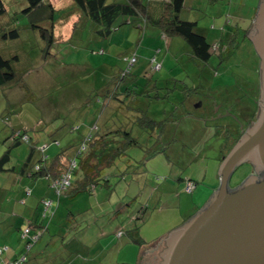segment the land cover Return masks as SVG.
<instances>
[{
  "label": "rangeland",
  "instance_id": "rangeland-1",
  "mask_svg": "<svg viewBox=\"0 0 264 264\" xmlns=\"http://www.w3.org/2000/svg\"><path fill=\"white\" fill-rule=\"evenodd\" d=\"M3 1L7 14L0 26L17 29L19 36L0 38V54L19 57L15 74L22 81L0 89V156L11 133L26 130L31 139L10 150L15 172H0V243L15 240L28 248L30 238L34 243L27 253L44 252L39 260H47L42 264H137L140 247L124 234L119 238L118 232L137 227L142 248L147 247L194 215L218 186L227 129L237 124L240 130L242 115L237 109L254 105L250 103L257 60L241 30L257 0H184L180 19L196 22L195 31L216 48L225 47L237 30L238 47L226 58V67L221 66L226 72H219L217 53L207 63L195 61L183 39L164 38L154 26L137 35L138 24L125 25L110 40L99 38L90 22L78 19L72 33L77 11L71 0H50L57 10L55 40L46 54L38 28H31L32 19L21 13L25 1ZM46 23L39 26L46 28ZM115 77L118 95L102 106L101 100L113 92L107 86ZM92 94H98L99 103ZM133 108L155 122L166 119L164 132L157 136V129L151 132L133 124L138 116ZM95 126L126 129L137 141L115 166L104 170L110 177L106 187L63 198L47 180L18 175L31 149V164L41 159L48 164L64 148L72 147V153L83 138L94 134ZM126 170L119 179L118 173ZM250 171L242 164L230 184ZM186 179L196 183L193 193L186 189ZM43 199H48L52 213L45 218ZM38 213L36 224L29 226ZM15 218L19 227L11 224ZM79 220L86 227L82 241L90 254L88 248L87 254L86 248L73 249L81 234L75 231ZM31 256L24 264H32Z\"/></svg>",
  "mask_w": 264,
  "mask_h": 264
},
{
  "label": "trees",
  "instance_id": "trees-1",
  "mask_svg": "<svg viewBox=\"0 0 264 264\" xmlns=\"http://www.w3.org/2000/svg\"><path fill=\"white\" fill-rule=\"evenodd\" d=\"M24 1L25 5H27L22 9L21 13L32 19L30 23L31 28H38L41 39L46 43L45 53L48 54L47 51L50 50V46L55 40L53 34V14L55 9L48 2V0ZM71 1L75 6V10L77 11L75 14L80 15V20L82 19V22H86V24L90 22L93 32L102 39L111 37L116 32V30L125 25L128 26L138 24V28L140 29H145L148 26H154L167 37H180L183 39L189 46V56L195 61L203 64L207 63L212 54L217 53V57L219 59L218 66L222 65L231 52H234V50H236L238 47V35L236 37L237 30H235L234 34L232 33L228 38L225 47H223V45H219L216 48L217 45H211L204 35L195 31L196 22L181 20L179 14L183 8L184 0ZM6 14L7 8L4 4V1L0 0V19ZM43 21H45V23L48 21L46 23V28L39 26V24H41ZM18 36L19 32L17 29L5 31L4 28H1L0 26V38L3 40H15L18 38ZM18 58L19 57L17 55L6 57L0 54V89L14 83L20 84L22 81V77H17L15 74V65L18 63ZM117 80H119V77L113 78V81L109 83L107 89L110 87L113 89ZM98 94H92L91 97H93L94 100L100 101ZM116 95L118 94L115 89H113L112 93L109 92L106 94L105 99L101 100L102 106L106 105L105 102H107L108 98H115ZM88 104L89 100H87L83 105L86 106ZM242 107H246V109L249 110L251 109V113L246 114L240 108V115L245 116V118L248 116L247 120L243 123V128H247L256 119V102L254 101L253 107ZM134 110L138 112V116L134 117L136 119H133V124L138 125L142 129L149 128L151 132L153 129H157V136L164 132L165 122H167L166 119L161 122H155L141 109L135 108ZM242 116L241 120L245 119L242 118ZM95 128L96 131L94 134H89L83 138L78 146L73 149L72 153H70L72 147L64 148L58 152L48 164H45L43 159L39 160L37 163L31 164V149L27 159L21 164L18 175L20 177L24 176L29 178L31 181L37 178H43L47 180L49 186L53 188L55 192L57 189L54 184L59 181L62 176L68 173L70 174L69 185L64 189H61L58 194H56L57 196L63 195L67 196L68 198H74L83 192H91L95 187H106V183L109 181L108 178L110 177L104 175V170L106 168L115 166L118 159L125 156V150L128 148V146L136 144L137 141L126 129L118 128L112 130L105 126L102 127L103 129H100L97 126H95ZM15 132L16 133L13 132L9 135L11 142L0 156L1 173L15 172V167L11 165L12 158L10 150L13 147L20 145L22 142L28 140L30 142L31 138L28 136L26 130H18ZM237 140L238 139L236 138L235 141L229 146L225 144L224 149L226 152H224L222 158L229 152ZM126 172L127 170L123 173L119 172L117 177L122 179ZM186 180V186L191 184L193 189L197 186L192 180ZM193 189L190 192H192ZM215 189L216 188H214L213 191ZM43 200L44 210H42L41 216L45 218L48 213L49 215L52 213L49 208L48 211H45V204L48 199ZM118 210L117 212H119ZM33 224L34 223H30L29 226H32ZM122 234L128 236V241L131 243L138 245L140 248L143 247L144 242H142L139 236L137 227L127 230ZM122 234L121 237L123 236ZM33 243L34 242L32 239L29 238L27 241L28 248H23L25 254L29 252L28 249ZM25 254L22 257V260L20 257L12 262L16 264H24L27 261Z\"/></svg>",
  "mask_w": 264,
  "mask_h": 264
},
{
  "label": "water",
  "instance_id": "water-1",
  "mask_svg": "<svg viewBox=\"0 0 264 264\" xmlns=\"http://www.w3.org/2000/svg\"><path fill=\"white\" fill-rule=\"evenodd\" d=\"M249 40L259 58L256 119L222 158L218 186L207 202L142 248L139 264H264V0H258ZM247 163L261 177L251 174L231 188L234 171Z\"/></svg>",
  "mask_w": 264,
  "mask_h": 264
},
{
  "label": "crops",
  "instance_id": "crops-1",
  "mask_svg": "<svg viewBox=\"0 0 264 264\" xmlns=\"http://www.w3.org/2000/svg\"><path fill=\"white\" fill-rule=\"evenodd\" d=\"M212 1H216V0H212ZM50 4H51V1L49 0L48 1ZM258 4V3H257ZM24 6V5H23ZM256 8H257V6H255ZM255 7H253V12H254V14H255V12H256V8ZM55 11H57V10H55ZM254 14L250 17V16H248V17H245L244 18V20L245 21H247V22H249L250 21V19H253V17H254ZM74 17L76 18L74 21H73V23H74V26H75V24L77 23V21H78V19H80V15L79 14H74ZM85 23V22H84ZM248 24V23H247ZM75 28H73L72 29V33L73 32H75V30H74ZM140 28H138V31H137V35H138V32H140ZM144 30V29H143ZM160 31V30H159ZM116 32H118L119 33V29L118 30H116ZM124 32V31H123ZM160 33H161V35H162V37H164V38H167V36H165L164 34H162V32L160 31ZM115 34V33H114ZM114 34L112 35V37H109V38H111L110 40H112L113 39V36H114ZM124 35H126V34H128V32H124L123 33ZM108 38V39H109ZM252 55H254V52H253V54ZM255 58H256V56H255ZM257 60V59H256ZM226 62V61H225ZM223 63L222 65H220V67L218 68L220 71L219 72H222V71H224V72H226V70L225 69H223L222 70V68H221V66L222 67H226V63ZM257 70H258V61L256 62V67H255V72H256V74H257ZM257 85H258V80H257V75H256V77H255V80H254V90H255V93H254V96H253V98H252V100H251V103H250V105L252 104H254V101H255V99H256V97H257ZM226 86H228V85H226ZM127 91V90H126ZM125 91H122L121 93H124ZM109 99V98H108ZM110 100H111V98H110ZM95 102H97L98 103V101L96 100ZM226 102V100L224 101V100H222V103H225ZM107 104H108V102H106ZM215 105H217V103L215 104ZM140 109V108H139ZM242 109V108H241ZM241 109L239 108V109H237L240 113H241ZM248 113H251V109L248 111ZM247 118H248V116L245 118V119H243V120H241L242 122H245L246 120H247ZM239 128H238V126H237V124H235V125H233V127H230L229 129H227V130H230V133H229V135L226 137V140H227V142L225 143L227 146H229V145H231L234 141H235V138L237 137V135L240 133L239 132V130H238ZM232 138V139H231ZM10 143L9 142H5V144H3L2 146H7V145H9ZM222 160V159H221ZM221 163V162H220ZM21 177H24V176H21ZM26 178V177H25ZM196 189V187L193 189V191H192V193L194 192V190ZM63 198H68L67 196H63ZM200 206V205H199ZM198 209V208H197ZM22 213H24V211L22 212ZM21 215V214H20ZM69 215H71V212L69 213ZM15 217H17V216H15ZM23 217V216H22ZM21 217V222H23L24 221V218H22ZM18 218V217H17ZM17 218H15V219H13V223H11V224H14V223H17V225H18V227H19V225H21V222H19L18 223V220H17ZM39 219V213L38 214H34L33 215V217H31V220L32 221H29V224L30 223H35L36 224V222H37V220ZM82 220H79L78 221V223L76 224V232H79V234H80V236H77V238H78V240L76 239V241L75 242H73L74 243V245H73V249L74 250H76L77 248H80V247H82V248H86V254H87V248L88 249H90V247L88 246V244H86L84 241H82V240H84V236H85V234H84V232L86 231V227L82 224ZM8 226H10V225H8ZM3 231V230H2ZM102 230H99V232H101ZM84 234V235H83ZM102 234L103 233H101V236H102ZM104 235V234H103ZM123 235V234H122ZM118 236H119V238H121V234H120V232H118ZM163 237V236H162ZM79 239H80V241H79ZM160 239V238H159ZM46 244H49L48 242L46 243ZM1 246H6V247H4L5 249H2V248H0V264H7V263H9V262H12V261H14L15 259H18V258H22L23 257V255L25 254V252L23 251L24 249L22 248V246H19V242H16L15 240H4L2 243H0V247ZM76 248V249H75ZM141 249H142V247L140 248V250L138 251V257H137V264H139L138 263V261L141 259ZM90 252H91V249L89 250V254H90ZM33 255V256H31L29 259H30V261H32V264H36V262L38 263V264H42V262L44 261V260H47V259H44V260H39V259H41L43 256H44V252H41V251H35V252H31V253H27V254H25V256L27 257V256H29V255ZM44 258H46V257H44ZM36 261V262H35ZM48 261H49V263H50V260L48 259ZM47 264V263H46ZM50 264H55V263H53V262H51ZM121 264H126V263H121Z\"/></svg>",
  "mask_w": 264,
  "mask_h": 264
},
{
  "label": "flooded vegetation",
  "instance_id": "flooded-vegetation-1",
  "mask_svg": "<svg viewBox=\"0 0 264 264\" xmlns=\"http://www.w3.org/2000/svg\"><path fill=\"white\" fill-rule=\"evenodd\" d=\"M252 20L253 19H250V21L248 22V24H247V26L245 27V28H243L241 31H242V34H241V38L243 37L244 39H247V40H249V35H250V31H251V24H252ZM241 31H240V33H241ZM250 41V40H249ZM252 44V43H251ZM253 47V46H252ZM253 52H254V55L256 56V59H257V61H258V70H257V80H258V85H257V97H256V99H255V102H256V107H257V101H258V98H259V58H258V56L256 55V53H255V51H254V49H253ZM199 107H202V104H199ZM242 111H244V113H248V111H249V109H246V107H242ZM256 115H257V113H256ZM243 123L244 122H242L241 121V124H242V129H240L239 130V134L237 135V139H239L240 138V136H241V133H242V130H244V129H246V128H243ZM235 138V139H236ZM247 165H249L250 167H251V171L247 174V175H245L244 177H242V179L240 180V181H236L233 185H231L230 184V187L231 188H234V187H236L237 185H239L247 176H249V175H251V174H253V176L256 178V179H259L260 177H261V173H257V172H255V173H253V168H252V166L249 164V163H247ZM162 245H164V242H163V240H162V242H161V244H160V247L161 248H163L164 249V247H162ZM157 246V245H156ZM165 246V245H164Z\"/></svg>",
  "mask_w": 264,
  "mask_h": 264
},
{
  "label": "built area",
  "instance_id": "built-area-1",
  "mask_svg": "<svg viewBox=\"0 0 264 264\" xmlns=\"http://www.w3.org/2000/svg\"><path fill=\"white\" fill-rule=\"evenodd\" d=\"M69 180H70V174L66 173L64 176H62V178L54 184V186H56V189L58 190V191L55 190V193L58 194V192L61 189H64L65 187H67L69 185ZM186 189L190 192L193 189V186L191 184H188L186 186ZM45 206H46V209H48L49 202H46ZM7 264H16V263L9 262Z\"/></svg>",
  "mask_w": 264,
  "mask_h": 264
}]
</instances>
